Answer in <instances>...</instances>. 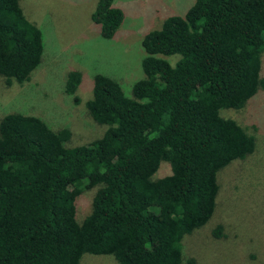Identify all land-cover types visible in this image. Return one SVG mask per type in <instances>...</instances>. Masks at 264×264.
Wrapping results in <instances>:
<instances>
[{
	"label": "trees",
	"instance_id": "obj_1",
	"mask_svg": "<svg viewBox=\"0 0 264 264\" xmlns=\"http://www.w3.org/2000/svg\"><path fill=\"white\" fill-rule=\"evenodd\" d=\"M97 0L90 21L111 39L122 12ZM142 79L130 98L92 76L83 102L104 126L85 145L67 129L11 113L0 119V264H79L83 255L116 264H194L181 240L210 218L216 173L253 151L254 141L220 109L239 110L264 90V0H194L141 40ZM42 38L18 0H0V77L22 85L40 62ZM177 57L170 65L164 58ZM174 57V58H175ZM80 74H66L73 104ZM95 189L87 215L76 199ZM221 237L217 225L211 232Z\"/></svg>",
	"mask_w": 264,
	"mask_h": 264
},
{
	"label": "rangeland",
	"instance_id": "obj_2",
	"mask_svg": "<svg viewBox=\"0 0 264 264\" xmlns=\"http://www.w3.org/2000/svg\"><path fill=\"white\" fill-rule=\"evenodd\" d=\"M97 0H18L25 19L42 38L40 62L22 85L7 86L0 77V119L11 113L40 119L50 130L67 129L68 146L96 139L104 126L87 115L94 74L116 81L130 98L131 86L142 79V37L160 27L169 16H182L194 0H113L122 12L114 36L105 40L90 21ZM175 57V56H174ZM164 58L173 65L177 57ZM264 77V51L261 54ZM76 71L79 104L63 93L66 74ZM218 115L233 120L254 141L253 151L232 161L215 176L218 186L209 220L181 240L184 259L194 264H264V90L257 91L239 110L220 109ZM95 189L76 199V219L89 212ZM219 225L221 237L211 232ZM79 264H116L109 256L83 255Z\"/></svg>",
	"mask_w": 264,
	"mask_h": 264
}]
</instances>
